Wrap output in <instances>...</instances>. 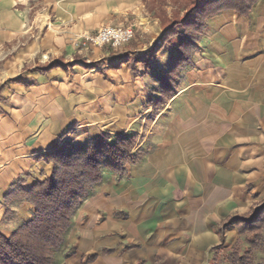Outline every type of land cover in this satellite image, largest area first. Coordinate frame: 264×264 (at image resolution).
<instances>
[{"label": "crops", "instance_id": "1", "mask_svg": "<svg viewBox=\"0 0 264 264\" xmlns=\"http://www.w3.org/2000/svg\"><path fill=\"white\" fill-rule=\"evenodd\" d=\"M148 1L0 0V236L33 218L14 186L45 181L51 152L107 133L137 137L142 154L122 175L104 172L55 264H212L221 224L264 200V0L247 16L208 19L193 63L156 115L176 54L150 60L162 30ZM107 26L132 27L152 43L111 55L74 45ZM61 57L74 65L21 72L36 58ZM225 236L228 254L242 236L236 227Z\"/></svg>", "mask_w": 264, "mask_h": 264}, {"label": "trees", "instance_id": "2", "mask_svg": "<svg viewBox=\"0 0 264 264\" xmlns=\"http://www.w3.org/2000/svg\"><path fill=\"white\" fill-rule=\"evenodd\" d=\"M259 0H150L148 10L160 19L164 34L161 47L184 28L181 52L163 87V99H171L179 85L180 69L192 61L190 53L198 43L209 18L223 11L247 16ZM173 7L168 17L167 5ZM135 35V39L137 38ZM134 39V40H135ZM133 40V41H134ZM132 41V42H133ZM139 63L138 59L135 60ZM59 67L54 61L49 69ZM134 138L101 135L86 145L61 147L48 155L54 163L53 173L29 191L15 184L14 194L34 207L33 218L23 223L10 238L0 236V264H55L56 253L65 242L77 209L103 181L106 170L122 175L130 163L141 157L133 153ZM236 227L242 236L231 252L224 254L226 231ZM222 242L214 249L212 264H264V200L255 204L246 215L228 217L220 226ZM262 255V258H259Z\"/></svg>", "mask_w": 264, "mask_h": 264}, {"label": "rangeland", "instance_id": "3", "mask_svg": "<svg viewBox=\"0 0 264 264\" xmlns=\"http://www.w3.org/2000/svg\"><path fill=\"white\" fill-rule=\"evenodd\" d=\"M167 12H168V17L171 18L172 17V13H173V7L168 4L167 7ZM157 19V18H156ZM159 21V24H160V27H161V30H162V36L164 34V29H163V25H162V22L160 19H158ZM176 32L177 34L173 37H171L162 47L161 49H158L156 48L157 45L160 44L161 42V38H160V41L156 44V46L154 47L153 49V53L150 55V60H154L156 61V59H158V61H160V57H163L167 52L168 50L170 52H172V54H176V57L174 58V62H173V67L175 65V61L177 60V58L180 56V53L181 52H184L185 53V47L182 46V43H183V40H184V36H183V33H184V28L182 27H178L176 29ZM202 36V35H201ZM201 38V37H200ZM200 41V40H199ZM151 41H147V40H140V38H136L133 42H130L128 45L122 47L121 49L119 50H114L112 49L111 47H104V48H97V49H103V50H106V53H109V55H111L112 53H115V52H121V53H125L126 51H130V52H134V51H141V50H146L150 47L151 45ZM199 44V43H198ZM91 49L89 50H80L81 52H87V51H90ZM196 52L195 51H192L190 53V56L192 57V61L186 65H184L181 69H180V72H179V75H180V79L179 81L181 80V71L183 70V68L187 65H190L193 63V57H194V53ZM130 54V53H129ZM173 60L171 58V55H167V60ZM170 60V61H171ZM5 61V60H4ZM59 62V67L58 68H54V69H49L50 65L54 62L52 59L48 60L47 58L46 59H43V61L40 60V58H36L34 61H32L31 63H27L24 65V67L22 68L21 72L24 73V72H28V71H31V70H37V71H40V72H44V73H48V72H51L55 69H59V68H66L67 69V66H70L72 67L74 64H68L66 63V60L64 57H61L59 58L58 60H56ZM3 60L0 61V69H1V65H3ZM136 62L134 61V63H132L130 65V68L131 70L133 71H136ZM172 67V68H173ZM172 70V69H171ZM171 72V71H170ZM170 72L167 74V78L164 79L162 81V96L157 104V106L154 108V114H158L160 111H162L166 104L168 103V101L170 99H167V100H164L163 99V87H164V83L165 81L170 77ZM20 81V78L18 79H14V80H9L10 83H16V82H19ZM6 83L7 81H5L3 84H0V102L4 101V97H3V93L5 91V88H6ZM178 86L175 87V89L177 88ZM175 89H174V92H175ZM0 113H4L3 109L0 107ZM102 135H109L107 133H103ZM110 136V135H109ZM100 137V136H99ZM111 137V136H110ZM125 137V136H124ZM129 138H134L135 140V145H134V148H133V153L139 157H142V154H139L138 151L135 152V150L137 149V146L139 145L138 143V138L137 137H129ZM97 139V138H96ZM94 140V139H93ZM91 141V140H90ZM65 147V146H64ZM47 161L49 164L52 165V172H51V175L53 173V168H54V163L53 162H50L48 160V157H47ZM50 175V176H51ZM48 176V177H50ZM47 177V178H48ZM46 178V179H47ZM44 182V181H43ZM22 184H23V180H19L16 182V185H18V187L22 188ZM15 187V186H14ZM23 189V188H22ZM14 198H19V199H24V198H21V197H17L15 194H14ZM28 201V200H27ZM263 201V200H262ZM260 201V202H262ZM29 202V201H28ZM260 202H257V203H260ZM30 203V202H29ZM255 203V204H257ZM31 204V203H30ZM254 204V206H255ZM32 205V204H31ZM253 206V207H254ZM251 212V211H250ZM249 212V213H250ZM246 215V214H245ZM259 258H262V255H260Z\"/></svg>", "mask_w": 264, "mask_h": 264}, {"label": "built area", "instance_id": "4", "mask_svg": "<svg viewBox=\"0 0 264 264\" xmlns=\"http://www.w3.org/2000/svg\"><path fill=\"white\" fill-rule=\"evenodd\" d=\"M136 32L132 27H102L95 34L85 36L74 42L79 50L111 47L120 49L135 39Z\"/></svg>", "mask_w": 264, "mask_h": 264}]
</instances>
